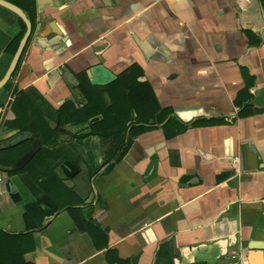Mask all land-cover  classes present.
<instances>
[{
	"label": "crops",
	"instance_id": "obj_1",
	"mask_svg": "<svg viewBox=\"0 0 264 264\" xmlns=\"http://www.w3.org/2000/svg\"><path fill=\"white\" fill-rule=\"evenodd\" d=\"M35 5L0 90V165L41 146L0 168V264H264V0ZM18 29L0 6V80ZM134 65L161 110L107 160L76 110L101 118Z\"/></svg>",
	"mask_w": 264,
	"mask_h": 264
},
{
	"label": "trees",
	"instance_id": "obj_2",
	"mask_svg": "<svg viewBox=\"0 0 264 264\" xmlns=\"http://www.w3.org/2000/svg\"><path fill=\"white\" fill-rule=\"evenodd\" d=\"M7 1L23 9L32 24L34 23L36 14L35 0ZM16 17L19 29L6 50L8 63L5 69L8 68L19 43L26 32L25 23L20 17ZM26 48L24 49L22 56L24 55ZM17 68L14 74L16 73ZM141 76V68L138 65H134L124 71L113 84L102 88V93L100 95L101 107L98 111V116H101L102 119L97 118L95 114L92 115L87 113L91 108L98 106L94 99L89 100L83 108L76 110V117H78L74 122L76 125L86 123L89 119H94L93 122H90L89 124L91 127L90 134H96L102 138L104 149L108 157L107 160L116 155L127 134L130 133L131 135H134L137 128V130L140 129L142 132L146 131L149 128L150 121L154 120L156 114L161 110L160 104L151 85L148 82H141ZM104 91H108L112 98L109 106L105 103L103 96ZM24 96L25 102L32 101L31 97H28L29 94L27 91L24 92ZM19 99L22 100V93L18 94L15 102ZM62 111L63 110L61 109L60 112ZM166 126L169 128V121ZM4 128L24 129L19 122L15 121L5 122ZM59 128L63 129V126L59 124Z\"/></svg>",
	"mask_w": 264,
	"mask_h": 264
},
{
	"label": "water",
	"instance_id": "obj_3",
	"mask_svg": "<svg viewBox=\"0 0 264 264\" xmlns=\"http://www.w3.org/2000/svg\"><path fill=\"white\" fill-rule=\"evenodd\" d=\"M0 6L11 11L12 13H14L16 16L20 17L23 22L26 25V32L24 34V36L22 37L19 46L6 70L5 75L3 76V78L0 80V90H2L6 84L10 81V79L12 78L17 65L20 61V58L24 52V49L26 48L27 42L29 40V37L32 33V22L31 20L28 18L27 14L23 11V9H21L19 6L7 1V0H0ZM40 142L38 139H35L34 142V146L33 148L27 153L25 154L23 157H21L14 165L12 166H6V165H0V168L4 171H19L21 170L35 155V153L38 152L39 148H40ZM255 250V249H253Z\"/></svg>",
	"mask_w": 264,
	"mask_h": 264
},
{
	"label": "built area",
	"instance_id": "obj_4",
	"mask_svg": "<svg viewBox=\"0 0 264 264\" xmlns=\"http://www.w3.org/2000/svg\"><path fill=\"white\" fill-rule=\"evenodd\" d=\"M235 255H233L232 257H234Z\"/></svg>",
	"mask_w": 264,
	"mask_h": 264
}]
</instances>
